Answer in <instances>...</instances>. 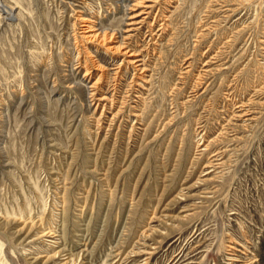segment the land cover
Wrapping results in <instances>:
<instances>
[{
    "label": "rangeland",
    "instance_id": "rangeland-1",
    "mask_svg": "<svg viewBox=\"0 0 264 264\" xmlns=\"http://www.w3.org/2000/svg\"><path fill=\"white\" fill-rule=\"evenodd\" d=\"M0 264H264V0H0Z\"/></svg>",
    "mask_w": 264,
    "mask_h": 264
},
{
    "label": "bare ground",
    "instance_id": "bare-ground-1",
    "mask_svg": "<svg viewBox=\"0 0 264 264\" xmlns=\"http://www.w3.org/2000/svg\"><path fill=\"white\" fill-rule=\"evenodd\" d=\"M130 16L131 14L127 17V22H125L124 24V26L127 27L125 28V32L122 33V37H124V34H125V37L123 38L124 40L131 36L130 33H133L137 30V29H134L133 26L139 25V24H136L137 23L136 21L139 19V17L133 16L130 19ZM129 20H131L130 24L128 23ZM84 27L85 28H84L83 33L86 36V38H90V39L102 38L103 42L107 41L106 39H109L108 36L106 35L107 33L102 35V32L99 33L100 31L95 30V27L90 24H86L84 25ZM113 36L114 35H112L109 40H111ZM111 49H115L117 52L123 53V55L126 56V59L124 61L128 65H132L133 67L136 68V70H142L141 67L143 65V61L141 59L142 55L140 53L134 51L129 46H126L125 43H122L118 48L112 47Z\"/></svg>",
    "mask_w": 264,
    "mask_h": 264
}]
</instances>
